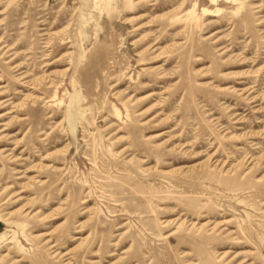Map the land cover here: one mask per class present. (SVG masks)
Masks as SVG:
<instances>
[{
	"label": "rangeland",
	"instance_id": "rangeland-1",
	"mask_svg": "<svg viewBox=\"0 0 264 264\" xmlns=\"http://www.w3.org/2000/svg\"><path fill=\"white\" fill-rule=\"evenodd\" d=\"M0 235V264H264V0H0Z\"/></svg>",
	"mask_w": 264,
	"mask_h": 264
},
{
	"label": "bare ground",
	"instance_id": "bare-ground-1",
	"mask_svg": "<svg viewBox=\"0 0 264 264\" xmlns=\"http://www.w3.org/2000/svg\"><path fill=\"white\" fill-rule=\"evenodd\" d=\"M211 1V3L212 4H214V5H218V2L219 1H224L225 3H229V2H231V3H237V0H210ZM233 5V4H232ZM217 10H219L220 11V9L219 8H216ZM203 13L205 14V15H210V11H208V10H206V9H204L203 10ZM140 30V29H139ZM153 48H155V45H151V46H148V51H151ZM16 57V56H15ZM141 61H140V65H144V64H142L143 62H144V59L143 58H141L140 59ZM147 64H149V63H147ZM151 64V63H150ZM40 78V77H39ZM22 85L25 87V88H27V89H33L32 88V86L30 85V83H29V85L27 84V81L26 82H23L22 83ZM116 87V86H115ZM41 94V93H40ZM148 96H151V95H148ZM144 98H146V97H144ZM114 110V113H115V116L117 117V118H119V117H121L120 116V112H119V110L117 109V108H114L113 109ZM1 238H3L1 235H0V239ZM81 243V242H80Z\"/></svg>",
	"mask_w": 264,
	"mask_h": 264
}]
</instances>
